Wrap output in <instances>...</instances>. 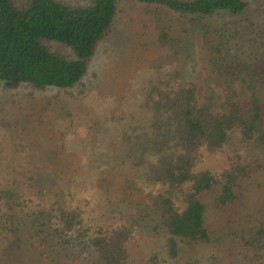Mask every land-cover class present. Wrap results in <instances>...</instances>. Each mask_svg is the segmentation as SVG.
Instances as JSON below:
<instances>
[{"label": "trees", "instance_id": "1", "mask_svg": "<svg viewBox=\"0 0 264 264\" xmlns=\"http://www.w3.org/2000/svg\"><path fill=\"white\" fill-rule=\"evenodd\" d=\"M123 1L129 0H88L86 5L0 0V82L4 87L29 85L64 90L71 97L82 95L88 62L113 30ZM135 1L158 4L179 15L223 12L240 17L249 8L248 0ZM154 22L149 21L152 30L139 50L166 59L180 57L182 38ZM49 41L62 43L73 56L53 51ZM251 41L253 49L242 51V58L229 39L209 46L207 63L218 89L209 88L201 96L176 64L158 65L139 88L138 107L130 121L108 142L110 161L99 170L100 181H106V197L134 207L138 217L150 218V229L164 237L168 258L177 256L179 241L216 244L226 239L236 250L237 262L264 264V197L237 227L232 229L230 219H224L225 230L219 236L206 221L207 206L221 216L236 215L254 174L264 177V28ZM73 89L76 92L71 93ZM211 154L223 157L218 170L203 165ZM110 174L115 182L105 178ZM63 189L68 195L67 187ZM58 193L60 197L37 211L32 221V226H45L51 233L41 228L35 232L43 240L53 235L64 244L81 245L85 257L95 256L98 264H124L135 238L132 223H98L77 203L71 205L62 191ZM160 260L155 251L146 258L147 264Z\"/></svg>", "mask_w": 264, "mask_h": 264}, {"label": "rangeland", "instance_id": "2", "mask_svg": "<svg viewBox=\"0 0 264 264\" xmlns=\"http://www.w3.org/2000/svg\"><path fill=\"white\" fill-rule=\"evenodd\" d=\"M62 1L86 5L88 0ZM248 2L247 13L233 17L223 12L179 15L154 3L123 1L118 5L113 30L97 45L88 62L81 80L82 95L71 97L64 90H37L29 85L4 87L0 82V264H98L95 256L85 257L81 245L71 241L64 244L53 235L43 240L35 232L41 228L51 233L45 226H32V221L37 211H44L56 196L60 197L61 191L71 205L77 203L98 223H132L135 238L128 245L124 264H147L152 251L158 252L160 264L244 262L234 259L236 250L232 251V243L226 239L216 244L179 241L177 256L168 258L164 237L150 229V218L138 217L134 207L106 197V181H100L99 170L103 162L110 161L108 142L130 121L138 107L139 88L158 65L176 64L183 79L196 85L199 96L209 88L218 89L207 63L209 46L229 39L242 58V51L253 49L252 35L264 28V1ZM149 21L182 38L180 57L166 59L165 55L139 50V43L152 30L147 26ZM48 44L60 55L73 56L60 42ZM74 92L76 89L71 90ZM222 162L221 154H211L203 165L218 170ZM32 174L36 175L29 180ZM112 174L105 178L115 182ZM253 178L246 199L232 218L225 213L222 217L207 206L206 221L217 236L225 230L224 219H230L233 229L248 219V209L259 207L264 177L254 174Z\"/></svg>", "mask_w": 264, "mask_h": 264}]
</instances>
